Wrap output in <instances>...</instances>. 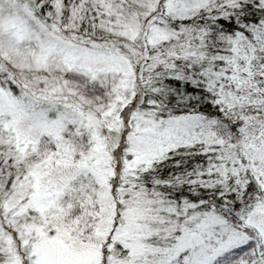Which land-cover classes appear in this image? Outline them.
<instances>
[{
  "label": "snow or ice",
  "instance_id": "obj_1",
  "mask_svg": "<svg viewBox=\"0 0 264 264\" xmlns=\"http://www.w3.org/2000/svg\"><path fill=\"white\" fill-rule=\"evenodd\" d=\"M0 264H264V0H0Z\"/></svg>",
  "mask_w": 264,
  "mask_h": 264
}]
</instances>
